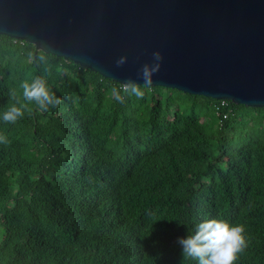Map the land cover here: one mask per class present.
I'll use <instances>...</instances> for the list:
<instances>
[{
  "label": "trees",
  "instance_id": "1",
  "mask_svg": "<svg viewBox=\"0 0 264 264\" xmlns=\"http://www.w3.org/2000/svg\"><path fill=\"white\" fill-rule=\"evenodd\" d=\"M37 76L61 103L0 121V264H194L177 239L211 217L244 225L234 264H264V108L144 85L119 103V82L0 35V111Z\"/></svg>",
  "mask_w": 264,
  "mask_h": 264
},
{
  "label": "water",
  "instance_id": "2",
  "mask_svg": "<svg viewBox=\"0 0 264 264\" xmlns=\"http://www.w3.org/2000/svg\"><path fill=\"white\" fill-rule=\"evenodd\" d=\"M0 35L119 83L160 51L150 87L264 108V0H0Z\"/></svg>",
  "mask_w": 264,
  "mask_h": 264
},
{
  "label": "clouds",
  "instance_id": "3",
  "mask_svg": "<svg viewBox=\"0 0 264 264\" xmlns=\"http://www.w3.org/2000/svg\"><path fill=\"white\" fill-rule=\"evenodd\" d=\"M152 57V61L143 64L140 69L142 84L146 87L152 85L153 75L160 70L163 59L160 51H154ZM127 59L126 55H121L116 64L123 65ZM139 85L140 83L132 79L121 82L119 87L112 89L114 100L123 103L126 97L142 98L144 90ZM20 88L26 103L19 106L14 103L6 110L0 111V121L14 123L24 116V109L28 108L29 103L42 111L61 103V98L51 91L49 84L42 77L24 80L20 83ZM4 140L5 137L0 136V142ZM244 232L243 224L215 217L204 218L195 224L192 231H187L185 236L179 237L177 243L181 246L183 257L194 261V264H234L237 254L246 246Z\"/></svg>",
  "mask_w": 264,
  "mask_h": 264
},
{
  "label": "built area",
  "instance_id": "4",
  "mask_svg": "<svg viewBox=\"0 0 264 264\" xmlns=\"http://www.w3.org/2000/svg\"><path fill=\"white\" fill-rule=\"evenodd\" d=\"M227 104H228L227 100L222 99V100H220V102L218 103V105H217V109L224 108ZM223 116H224V117H227V113H224Z\"/></svg>",
  "mask_w": 264,
  "mask_h": 264
}]
</instances>
